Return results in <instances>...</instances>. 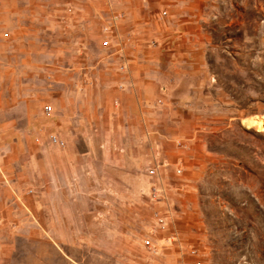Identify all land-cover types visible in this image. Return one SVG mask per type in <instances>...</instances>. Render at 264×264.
<instances>
[{
	"label": "rangeland",
	"instance_id": "obj_1",
	"mask_svg": "<svg viewBox=\"0 0 264 264\" xmlns=\"http://www.w3.org/2000/svg\"><path fill=\"white\" fill-rule=\"evenodd\" d=\"M198 2L204 6L196 57L155 67L170 90L155 93L154 154L121 174L97 167L107 187L80 192L107 197L90 202L93 210L106 209V225L113 228L116 213L138 221L136 228L128 220L127 233L95 237L124 264H264V0ZM114 7L113 0H0V148L24 149L18 130L40 110L30 147L49 146L54 121L45 107L65 96L83 70H93L97 82L99 69H119L110 56L122 54L121 41L130 36L122 40L112 28L124 17ZM19 154L12 171L29 167L24 150ZM153 156L163 163L165 200L153 196L157 181L145 173ZM154 212L168 216L166 228Z\"/></svg>",
	"mask_w": 264,
	"mask_h": 264
},
{
	"label": "crops",
	"instance_id": "obj_2",
	"mask_svg": "<svg viewBox=\"0 0 264 264\" xmlns=\"http://www.w3.org/2000/svg\"><path fill=\"white\" fill-rule=\"evenodd\" d=\"M113 1L114 11L124 15L117 32L122 40L130 36L128 44L121 41L120 57L110 56L121 66L99 69L97 82L91 79L93 70H83L81 80H73L66 95L52 101L47 115L54 122L49 132L64 146L48 141L49 146L30 147L40 110L29 113L25 126L18 130L29 167L12 171L22 150L9 143L0 148V264H124L108 256L101 238L95 237L127 233L132 229L130 222L137 228L138 221L116 213L112 228L105 223L106 209L90 206V202L106 203L107 197L80 192L89 194L95 184L107 187L97 167L121 174L149 162L155 151L150 126L155 124V93L170 90L155 67L163 66L161 61L176 64L188 54L196 55L194 37L196 29H201L204 5L198 0ZM151 41L157 45L149 46ZM117 182L122 189V181ZM27 189L32 194L26 195ZM120 242L119 247L127 249L126 242Z\"/></svg>",
	"mask_w": 264,
	"mask_h": 264
},
{
	"label": "built area",
	"instance_id": "obj_3",
	"mask_svg": "<svg viewBox=\"0 0 264 264\" xmlns=\"http://www.w3.org/2000/svg\"><path fill=\"white\" fill-rule=\"evenodd\" d=\"M112 28L116 29L115 26L112 27ZM112 28L104 29V30H106V32H107V31L111 30ZM104 45L105 46H110V43H109L108 39H106L104 41ZM45 111H46L47 114L50 113L51 112V107H48V106L45 107ZM49 144L53 145V146H59V147H63L64 146V142L62 140H60L59 137L56 136V135H51L49 137ZM162 165H163V163H160V161L157 158V156H153L151 164L148 167L145 168V173H146L147 176H149L151 178L155 177V179L157 181V184L154 187H152L153 196L158 197V198H162V199L164 198V200H165V195L162 193L163 190L161 188V175L159 173L161 168L163 167ZM152 217L155 220H157L158 225L161 228H166V219L168 217L166 214L154 212ZM0 220H1V215H0ZM143 246L148 251H154V249L156 247L151 239H144L143 240Z\"/></svg>",
	"mask_w": 264,
	"mask_h": 264
}]
</instances>
